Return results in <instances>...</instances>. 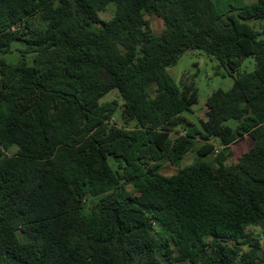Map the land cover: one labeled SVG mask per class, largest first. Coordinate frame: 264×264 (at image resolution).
I'll list each match as a JSON object with an SVG mask.
<instances>
[{
  "label": "trees",
  "instance_id": "obj_1",
  "mask_svg": "<svg viewBox=\"0 0 264 264\" xmlns=\"http://www.w3.org/2000/svg\"><path fill=\"white\" fill-rule=\"evenodd\" d=\"M263 20L264 0H0V53L23 46L0 57V264H264ZM191 50L235 80L201 124L169 73Z\"/></svg>",
  "mask_w": 264,
  "mask_h": 264
},
{
  "label": "rangeland",
  "instance_id": "obj_2",
  "mask_svg": "<svg viewBox=\"0 0 264 264\" xmlns=\"http://www.w3.org/2000/svg\"><path fill=\"white\" fill-rule=\"evenodd\" d=\"M247 3H253L257 0H245ZM116 13V7L110 6L108 9L102 13V18L104 20H111L114 18ZM154 32L157 35H161L165 30V23L163 19L159 17L150 18ZM252 25L256 26L259 30H262L261 27L264 26L263 21H252ZM264 39V36L262 37ZM23 48L21 43H15L13 46L14 52L11 54H1V58H5L11 63H17L21 58L22 54L17 50ZM220 63L218 60L208 56V54L201 50H191L186 53L178 62L176 66H173L169 69V73L175 79L179 87H184L186 85L194 84L199 89V102L193 107V113H187L186 116L193 122L201 124L202 120H206V111L207 103L209 98L213 95L214 92L223 89L230 90L235 80L231 77L225 68H219ZM256 69V59L255 57L247 58L243 61L240 73H252ZM226 75V76H224ZM118 97L117 92L105 97L102 102L112 100ZM118 117V116H117ZM119 118V117H118ZM179 131L183 133L184 128H180ZM177 135V134H175ZM252 145V139L250 137L245 140L236 143L232 146V156L229 161V164L233 165L239 161L240 156ZM221 150L222 148L219 147ZM17 152V149H13L9 152L10 155H14ZM198 159L197 149L191 152L185 158L182 166H188L195 163ZM110 163L114 167V158H110ZM177 169L168 167L166 165L163 173L166 176H173L176 174ZM93 203V200L89 201V205ZM256 233H262L260 228H252Z\"/></svg>",
  "mask_w": 264,
  "mask_h": 264
},
{
  "label": "built area",
  "instance_id": "obj_3",
  "mask_svg": "<svg viewBox=\"0 0 264 264\" xmlns=\"http://www.w3.org/2000/svg\"><path fill=\"white\" fill-rule=\"evenodd\" d=\"M219 152V151H218Z\"/></svg>",
  "mask_w": 264,
  "mask_h": 264
}]
</instances>
